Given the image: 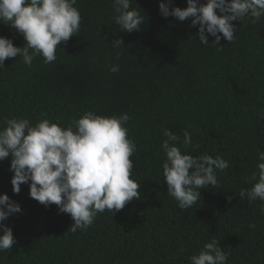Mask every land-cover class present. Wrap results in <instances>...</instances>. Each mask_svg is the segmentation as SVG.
Segmentation results:
<instances>
[{
	"label": "trees",
	"instance_id": "16d2710c",
	"mask_svg": "<svg viewBox=\"0 0 264 264\" xmlns=\"http://www.w3.org/2000/svg\"><path fill=\"white\" fill-rule=\"evenodd\" d=\"M161 2L169 0H133L145 20L127 33L113 21L112 0H77L80 31L57 47L54 62L35 57L28 67L19 56L4 61L0 128L5 118L33 126L46 118L67 127L88 111L131 117L125 125L136 144L130 178L140 184V199L98 214L87 231L73 233L69 215L31 199L27 183L13 193L6 158L0 161V195L21 211L2 222L16 243L0 252V264H190L212 238L228 253L227 264H264L262 202L239 196L256 182L246 181L258 172V153L264 152V17L257 24L233 21L232 43L214 45L209 36L202 45L191 18H163ZM171 7L184 9L187 0H170ZM0 37L24 45L4 24ZM117 39L118 48L112 44ZM111 65L119 72L111 73ZM164 129L181 140L191 133L185 154L229 163L216 171L219 186L201 189V200L186 210L167 195Z\"/></svg>",
	"mask_w": 264,
	"mask_h": 264
},
{
	"label": "clouds",
	"instance_id": "9594fccd",
	"mask_svg": "<svg viewBox=\"0 0 264 264\" xmlns=\"http://www.w3.org/2000/svg\"><path fill=\"white\" fill-rule=\"evenodd\" d=\"M76 4L77 0H0V24L24 41L23 47H15L11 39L0 37V69L6 59L17 56L28 67L35 57H41L44 64L54 62L57 47L80 31ZM132 5L133 0H112L113 21L122 32L139 31L144 23L140 9ZM169 7L170 0L159 3L162 17L172 16L181 22L191 18L190 27L198 26L202 45L209 44V36L214 37V45L221 39L232 43L236 31L233 21L248 19L257 24L264 17V0H206L203 4L187 0L184 9L171 7L169 11ZM112 44L118 48L122 41ZM109 71L117 73L119 66L111 65ZM130 119L126 113L105 117L88 111L61 127L46 118L34 126L28 119L5 118V126L0 128V161L11 157L13 193L18 194L20 186L27 183L31 199L45 207L54 204L60 213L69 215L73 223L68 230L73 233L87 231L98 214L106 210L113 214L140 199V184L130 178L134 167L130 157L136 152V144L127 138L125 125ZM163 135L167 137L161 144L166 157L162 170L167 195L186 210L201 200V189L219 186L216 171L223 172L229 163L221 156L185 154L192 143L188 131L182 140L168 129ZM258 160V172L246 181L256 182L250 189H242L239 196H246L249 202L261 201L260 211L264 212V152L258 153ZM20 211L6 194L0 195V252L10 251L16 243L11 229L2 222ZM219 242L212 238L205 243L198 254L188 258L190 264H227L228 253Z\"/></svg>",
	"mask_w": 264,
	"mask_h": 264
}]
</instances>
